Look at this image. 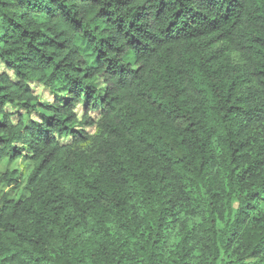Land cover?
Masks as SVG:
<instances>
[{"label": "trees", "instance_id": "obj_1", "mask_svg": "<svg viewBox=\"0 0 264 264\" xmlns=\"http://www.w3.org/2000/svg\"><path fill=\"white\" fill-rule=\"evenodd\" d=\"M0 63V264H264V0H0Z\"/></svg>", "mask_w": 264, "mask_h": 264}, {"label": "rangeland", "instance_id": "obj_2", "mask_svg": "<svg viewBox=\"0 0 264 264\" xmlns=\"http://www.w3.org/2000/svg\"><path fill=\"white\" fill-rule=\"evenodd\" d=\"M3 70L2 64L0 63V71ZM33 85V89L35 94H37L39 96V98L41 100H48L50 99V95L48 93V91L39 84H32ZM11 169H17L20 172H22L24 174V177L26 176V174L29 172V170L31 169V163L29 161H26L24 159H17L15 161H7V160H3L2 162H0V173L5 171V170H11ZM6 188L0 184V193L5 192ZM8 194L10 197L13 198H18L21 196H24L27 193V189L25 188L24 185H22L19 189L15 190V191H8Z\"/></svg>", "mask_w": 264, "mask_h": 264}]
</instances>
